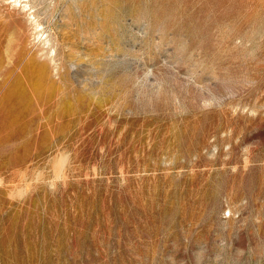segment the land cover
I'll use <instances>...</instances> for the list:
<instances>
[{
	"label": "rangeland",
	"instance_id": "1",
	"mask_svg": "<svg viewBox=\"0 0 264 264\" xmlns=\"http://www.w3.org/2000/svg\"><path fill=\"white\" fill-rule=\"evenodd\" d=\"M0 264H264V0H0Z\"/></svg>",
	"mask_w": 264,
	"mask_h": 264
},
{
	"label": "bare ground",
	"instance_id": "2",
	"mask_svg": "<svg viewBox=\"0 0 264 264\" xmlns=\"http://www.w3.org/2000/svg\"><path fill=\"white\" fill-rule=\"evenodd\" d=\"M18 2V1H17Z\"/></svg>",
	"mask_w": 264,
	"mask_h": 264
}]
</instances>
